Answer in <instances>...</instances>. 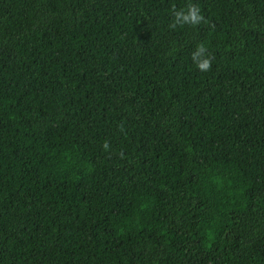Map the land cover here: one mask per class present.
Here are the masks:
<instances>
[{
	"label": "trees",
	"instance_id": "obj_1",
	"mask_svg": "<svg viewBox=\"0 0 264 264\" xmlns=\"http://www.w3.org/2000/svg\"><path fill=\"white\" fill-rule=\"evenodd\" d=\"M0 264H264V0H0Z\"/></svg>",
	"mask_w": 264,
	"mask_h": 264
},
{
	"label": "clouds",
	"instance_id": "obj_2",
	"mask_svg": "<svg viewBox=\"0 0 264 264\" xmlns=\"http://www.w3.org/2000/svg\"><path fill=\"white\" fill-rule=\"evenodd\" d=\"M183 15V13H177V16H181ZM189 15L192 17V19L196 20L199 19V17L196 15L195 11H191L189 13ZM189 15H185L184 19L187 20L189 18ZM201 51H203V49H201ZM198 67L202 70H206L209 67V61L208 60H204L202 63L198 64Z\"/></svg>",
	"mask_w": 264,
	"mask_h": 264
}]
</instances>
